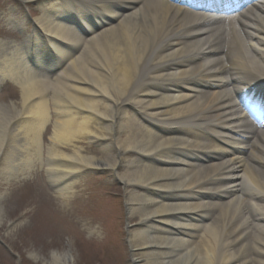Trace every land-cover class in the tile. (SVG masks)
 <instances>
[{"label":"bare ground","instance_id":"1","mask_svg":"<svg viewBox=\"0 0 264 264\" xmlns=\"http://www.w3.org/2000/svg\"><path fill=\"white\" fill-rule=\"evenodd\" d=\"M26 1L31 34L0 39V84L19 87L0 103L3 181L38 166L67 202L84 171L108 169L125 187L130 264H251V251L264 264V132L248 149L235 102L264 80V4L211 26L178 0ZM109 225L84 244L120 264Z\"/></svg>","mask_w":264,"mask_h":264},{"label":"rangeland","instance_id":"2","mask_svg":"<svg viewBox=\"0 0 264 264\" xmlns=\"http://www.w3.org/2000/svg\"><path fill=\"white\" fill-rule=\"evenodd\" d=\"M28 8L35 9L36 5L21 0H0L1 10L7 12L13 9L18 19L25 17L28 21L24 30L14 33L11 28L0 39L19 41L23 33L31 31L26 13ZM38 15L37 11H32L33 17ZM5 25L0 20V33ZM18 99L19 87L5 81L0 88V103L18 102ZM49 130L50 125L44 133V143ZM0 194H3L0 200V264H45L44 260L49 259L52 253L64 251L70 252L69 264H105L93 247L86 246L84 242L100 241L106 229H110L111 220L117 221L122 247L120 264H130L126 233L133 224L127 220L125 187L108 169L84 171L78 191L67 202H61L47 181L44 170L38 166L25 178L5 182L0 177ZM85 251L89 252V258ZM32 254L40 258L34 259ZM249 256L251 264H261L263 260L253 251Z\"/></svg>","mask_w":264,"mask_h":264}]
</instances>
